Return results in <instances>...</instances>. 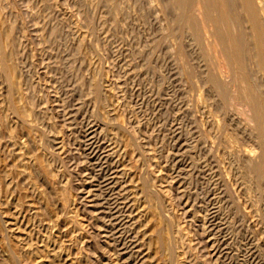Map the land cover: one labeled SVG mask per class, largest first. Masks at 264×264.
Wrapping results in <instances>:
<instances>
[{
	"label": "rangeland",
	"instance_id": "1",
	"mask_svg": "<svg viewBox=\"0 0 264 264\" xmlns=\"http://www.w3.org/2000/svg\"><path fill=\"white\" fill-rule=\"evenodd\" d=\"M108 1L0 0L2 30L12 34L0 40L4 42L0 53L10 51L17 66L19 95L16 92L14 98L31 111L35 140L26 139L9 113L6 82L0 76V124L4 126L0 127V170L5 167L2 170L10 172L5 171L4 178L0 175V201L19 200L24 205L21 219L34 227V240L49 234H60L61 241L74 237L71 251L78 249L82 264H142L136 251L140 228L134 221L145 198L135 194L148 177L151 185L164 191L160 202L150 204L151 210L155 208L152 211L162 227L166 224L164 230L176 242L184 264H264V181H255L249 167L250 160L261 159L262 149L251 131L254 123L248 107L233 98L237 86L219 45L209 35L204 41L210 45L179 29L170 0ZM207 47L213 63L220 65L208 60ZM213 71L233 92L234 103L228 110L220 106L207 79ZM253 72L263 83L264 74ZM93 83L98 84V93ZM16 141L27 147L26 157H20ZM36 152L42 153L55 176L57 196L66 190L70 202L64 212L57 198L40 183H32L36 182L33 164L25 159ZM129 160L135 171L127 169ZM24 162L28 168L21 165ZM16 167L31 171L21 178ZM122 167L129 171L123 172ZM36 193L53 209V217L75 219L72 233L65 236L57 228L47 230L51 225L47 216L41 217L45 227L38 218L33 221L25 195ZM4 217L0 212V264H10L6 255L14 240ZM69 249L65 247L67 253Z\"/></svg>",
	"mask_w": 264,
	"mask_h": 264
},
{
	"label": "bare ground",
	"instance_id": "2",
	"mask_svg": "<svg viewBox=\"0 0 264 264\" xmlns=\"http://www.w3.org/2000/svg\"><path fill=\"white\" fill-rule=\"evenodd\" d=\"M108 2H111V0H109ZM167 3H169V1ZM168 5H169V9L174 11L173 13H175V16H176L175 17V20H176L175 22H176V26L178 25L179 29H181L183 31L184 30H187V31L189 30L191 32V35L194 36L193 38H195L197 42L198 41L202 42V43L205 42L204 39L207 37L206 35H209L210 38L213 40L212 42H216V45L217 44L219 45L220 52L223 55V57L225 58V62L227 63L226 67L229 68L230 76L233 79V80L231 79L232 83L234 85L236 83L235 86H237V93L235 94V96L233 98L237 101L236 103H244L248 107V110L250 112V115L248 117L251 116V120L254 123L253 124L254 125L253 129L251 131L253 133H256V136L259 139V144H260L259 146H261V149H262V155L260 154V156H262L261 159L257 158V161H256V159H255L256 157H253V159H255V162H252V160H250L252 163L249 160H247L245 158L244 159L250 162L249 164H251V166H249V167H251L252 173H254L253 177H255L254 178L255 181H259V182L264 181V89L262 87V85L264 84V77H262V73L264 74V0H170V3ZM198 12H200V13H198ZM1 21H0V40H2V38H4V37H11L12 36L11 33H10L11 34V36H10V34H8L7 32H6L7 35L4 34L5 30L4 29L2 30V27L4 28V26H3L4 24L2 25ZM7 31L10 32V29L7 30ZM11 31H12V29H11ZM7 40H8V43L11 42V41L9 42L8 38H7ZM3 41H6V39L3 40ZM209 41H210V39H209ZM206 42H208V41H206ZM0 43H4V42H0ZM5 44H6V42H5ZM80 44H82V41H81ZM206 44H208V43H206ZM208 45H210V44H208ZM5 49H6V46H5ZM209 49H210V52H211V48L210 47L204 48V51H205L206 56L208 57V60L212 61L214 56L212 54H211L212 56L208 55L209 52L207 50H209ZM212 49H214V48H212ZM8 50H9V48H8ZM8 50L6 49V51H8ZM2 51H4V52H2ZM2 51L0 53L1 54L0 55V74H1L0 76H2L4 78V80H5V82H6L5 91H6L7 97L10 100V104H9V106H10L9 107V111L10 112L9 113L12 114V117L14 116L16 118L17 124L23 128L22 132L24 133V136H26V139L30 140L31 142L33 140V142H34L35 140H34L33 136L31 135L32 134V128H33L32 127L33 124L30 121V119H31L30 118V112L31 111L30 112L27 111V109L25 108L26 106H24V103L23 102H18L19 100L14 98V96H16L15 93L17 92V85H19V84H17V73H18L17 69H16L17 66H15L11 62L12 58L10 56L11 53H9L10 51H8V52H5V50H2ZM220 52L218 51V53H220ZM213 53H214V51H213ZM212 63H213V61H212ZM215 64L218 65L219 62L217 61V63H215ZM214 65H212V66H214ZM253 65H254V69L257 70V72L258 71L261 72V77L263 78V83H259L258 79L255 78V76H254L255 73L253 72L255 70H252ZM210 70H209V72H210ZM214 70H215V68H214ZM218 71H220V70H218ZM219 76L221 77V75H219ZM219 76L217 75V73H215L213 71V72H211V74H209V77L207 79H209V82H211L212 87L214 89V92H215L217 98L222 103V104L220 103L221 104L220 106H222L223 109L226 108L228 110V105L232 103L230 100L232 99L233 92L231 94L229 86L225 82L226 80L223 81V79H221ZM227 76H228V74H227ZM231 80H230V82H231ZM93 81H96V80L94 79ZM233 81H235V83ZM93 84H94L93 88L95 89L94 93L95 92L98 93L99 92L98 84H96V83H93ZM17 95H19L18 92H17ZM21 96H23V95H21ZM95 96H96V94H95ZM233 103H232V105H233ZM236 106H238V105H236ZM229 107H230V105H229ZM2 108H4V107H2ZM32 116H34V115H32ZM104 118H105V116H104ZM108 120L110 121V119H108ZM108 120H107V122H108ZM105 121H106V119H105ZM18 125H15V126H18ZM250 125H251V123H250ZM0 127L2 128L4 126L0 124ZM21 127H20V129H21ZM2 130H4V129H2ZM39 132H40V130H39ZM35 133L37 134L36 130H35ZM40 135H41V133H40ZM40 135L38 133V136H40ZM12 136H14V138L16 137L15 134L14 135L12 134L11 137ZM125 142H127V141H125ZM26 143H28V142H26ZM18 144H19L18 152L20 154V157H23V156L26 157L27 156V153H26V150H25L26 146L24 147V145H22L20 143H18ZM28 145H30V144H28ZM33 146H35V145H33ZM33 146H32V149H33ZM97 146H99V145H97ZM14 147H16V146H14ZM124 147H125V152L127 154L130 153V151H129L130 150V148H129L130 146H129L128 142H127L126 145H124ZM38 149H39V147H38ZM116 149H117V147H116ZM133 149H134V147H133ZM35 150H37V149H35ZM102 150H104V149H102ZM32 151H34V149ZM133 151H135V150H133ZM39 152H40V149H39ZM114 152H115V150H114ZM248 153H247V155H248ZM251 153L254 155V152H251ZM113 154H116V153H113ZM117 154H118V157H119V153H117ZM41 155H42V153H41ZM41 155L38 152H36L34 155H32L33 157L32 156H28L25 159V160L28 159L30 161V165L31 166L33 164V168L29 165L30 169L31 168L33 169V172H34L33 175H35V177H36L35 179L34 178L32 179V180H36V182L32 181V183L33 182L34 183H40V185H42L45 188V190H47L49 192V194L53 198H57L58 201H57L56 204H58V207H60V211L64 212V211H66V209H68V203L70 202L67 194L65 193L66 190L63 193L61 192V194H62L61 196H57L58 195V193L56 191L57 188H55L57 186L54 184V181H55L54 177L55 176L54 175H53L54 177L52 176V173H53V172L51 173L52 170H50V167H48L47 163H45L44 159L42 158L43 155L42 156ZM111 156H113V155H111ZM133 156H134V154H133ZM250 156H252V155H250ZM248 158H249V156H248ZM111 159H113V158H111ZM116 159H117V157H116ZM119 159H120V157H119ZM258 159H259V161H258ZM123 160L124 159H122V161ZM104 161H108V160H104ZM31 162H32V164H31ZM108 163H109V161H108ZM129 163L130 164L128 165V168L127 167L126 168L131 170V171H135V170H132V168L135 167V165H133L134 162L132 163V161L130 162V160H129ZM7 164H8V162H7ZM21 165H25V162L23 164L21 163ZM115 165H117V164H115ZM122 165H123V163H122ZM124 165H126V164H124ZM25 166H27V165H25ZM136 167H137V163H136ZM247 167H248V164H247ZM3 168H5V167H3ZM27 168H28V166H27ZM2 169L0 170V175L3 176V178L5 176H7L6 175L7 172L10 174V172L7 171V169L5 170L7 172H5ZM16 169H19V167L18 168L16 167ZM123 169H124V170H122L123 172L127 171V169L125 170V167ZM15 170H14V172H15ZM19 170H20V173L22 174V175L20 174L21 178H22L23 175H26V170L27 169L25 170V168H22V170L21 169H19ZM116 170L117 169H115V171ZM120 170H121V168L119 170H117V171H120ZM30 171L31 170H29V172ZM111 173H114V172H111ZM16 174H19V173H17V170H16ZM30 174H32V172ZM130 175H132V174H130ZM17 176H19V175H17ZM27 176L28 177H26V178H29L30 175H27ZM113 176L116 177V174L113 175ZM113 176L111 177V179L114 178ZM117 177H118V175H117ZM18 178H20V177H18ZM254 179H252V180L254 181ZM4 180H6V179H4ZM148 180H149L148 177H147V179L145 178V180L143 181V184H142V188L140 187V189H139L140 191H138V193L135 194V196L137 195V197H139V198H142V199L145 198V200H143L144 201V205L142 204L143 206L141 208H139V211L137 210L139 212V215H138L139 218H137V219L135 218L136 220L134 221L135 223H137L139 225L138 227L140 228L139 233H136V234H138L137 236L141 237V239L139 237H137V240H136V242H137L136 251L140 254V257H142V261L140 263H142V264H184L183 260L180 259V256L178 254V246H177L176 242L174 241L173 237L171 235H169L168 233H166L165 230H164V226L166 224L162 227V224H160L162 222L160 221V223H159V222L156 221L155 211H152L155 208L151 210L152 207L150 206V204L152 205L156 201L158 202V200L160 198L162 199V195L164 194L163 193L164 191L162 192L161 191L162 189L160 190V189L156 188V186L151 185L150 181H148ZM131 181L133 182V184H135L134 183V181H135L134 178H131ZM138 181H140V180H138ZM110 182H111V180H110ZM116 182H118V181L116 180ZM0 183H1V181H0ZM9 183H10V181H9ZM24 183H25V181H24ZM129 183H128V185H129ZM152 184H154V183H152ZM128 185H126V186H128ZM33 187H35V186L33 185ZM122 187H124V186H122ZM105 188H109V187H105ZM134 188H132V189H134ZM130 191H131V189H130ZM118 192H120V191H118ZM131 193L133 194V192H131ZM131 193H130V195H131ZM27 194H29V193H27ZM99 194H101V193H99ZM36 195H37V193H36ZM36 195H33V194L31 196L25 195V196H27V199H26L27 200V204H26V202L24 203V204H26V207H28V210H30L31 213H33V215H34V217H33L34 220L33 221H36V220L38 221V219H39V225L42 226V227L43 226L45 227V225H44V221L45 220L44 219L41 220L42 219L41 217L44 218V217L47 216V218L49 219L50 224H51L50 226L49 225L47 226V230L48 229L57 228V229H59L58 230L59 233H62V231H63V233H65V236H66V234L68 235L69 233H72L71 230L74 227H77V223L74 222L75 219L72 221V220H68L66 218H62L61 219L60 216H59V218L53 217V213H55V212H53V209L50 206H48L47 203L44 202L45 200H43V198L40 195H37V196ZM132 196H134V195H132ZM125 197L127 198V196H125ZM137 197H136V199H137ZM126 198L124 200L125 201L127 200V202H128V199H126ZM51 200H53V199H51ZM124 200H123V202H125ZM10 201H12V200L10 199ZM10 201L9 202L7 200H6V202L5 201H0V212L4 213V215L7 216V218L4 217L5 218L4 222L5 221L7 222V225H8L7 229L10 230L11 237L14 240L13 241L14 243L11 242L12 244H10L9 249L7 250L8 254L5 252V254H7L6 255L7 259L6 260L8 262H10V264L11 263L12 264H59L57 262H62L61 264H82V262H81L82 260L79 257H77V254H80L78 249L76 248L74 250L75 253H74V251H71V248L74 247V246L72 247L73 241H74L73 240L74 237H69L67 240L61 241L60 234H58L57 236L49 234V235H44L42 238H38L37 240H34L33 239L34 236L32 234V232H33L32 228H34V227L30 228L29 225L25 224L22 221V219H21V214L20 213H21L22 210L25 209V208L22 209V207L24 205L22 203H20L19 200H18V202L16 201V203H14V204H11ZM132 201H134V200H132ZM137 202H139V201L137 200ZM137 202H134V203L137 204ZM159 202H160V200H159ZM136 204H135V206H136ZM128 205H127V207H129ZM132 211H133V209H132ZM135 212H136V210H135ZM156 212H158V211H156ZM158 214H160V213H158ZM42 215H45V216H42ZM36 218H38V219H36ZM160 219H162V218H160ZM131 221H133V220H131ZM34 223L35 222H33V224ZM46 223H49V222L47 221ZM30 224H31V222H30ZM130 224H132V223H130ZM14 226H15V228H14ZM132 227H133V225H132ZM135 228L137 229L136 226H135ZM136 234H135V236H136ZM71 236H73V235H71ZM11 237L9 239H11ZM60 241L62 243H60ZM133 241H135V239ZM9 242H10V240H9ZM5 243H7V242L5 241ZM3 244H4V242H3ZM65 247H69L70 248L68 250L69 251L68 253H67V251H65ZM132 248H133V246H132ZM103 249H105V248H103ZM132 252H131V254H132ZM186 252H184V253H186ZM138 253L136 255H138ZM36 254L37 255L41 254V255H39L40 257L39 256L38 257H34V256H36ZM3 258H4V256H3ZM38 258L40 260H38Z\"/></svg>",
	"mask_w": 264,
	"mask_h": 264
}]
</instances>
